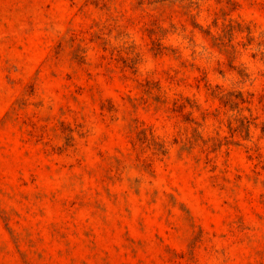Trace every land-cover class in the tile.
<instances>
[{
  "label": "rangeland",
  "instance_id": "obj_1",
  "mask_svg": "<svg viewBox=\"0 0 264 264\" xmlns=\"http://www.w3.org/2000/svg\"><path fill=\"white\" fill-rule=\"evenodd\" d=\"M0 264H264V0H0Z\"/></svg>",
  "mask_w": 264,
  "mask_h": 264
}]
</instances>
